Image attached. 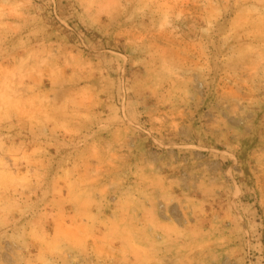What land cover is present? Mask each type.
<instances>
[{
	"label": "rangeland",
	"instance_id": "rangeland-1",
	"mask_svg": "<svg viewBox=\"0 0 264 264\" xmlns=\"http://www.w3.org/2000/svg\"><path fill=\"white\" fill-rule=\"evenodd\" d=\"M0 264H264V0H0Z\"/></svg>",
	"mask_w": 264,
	"mask_h": 264
}]
</instances>
